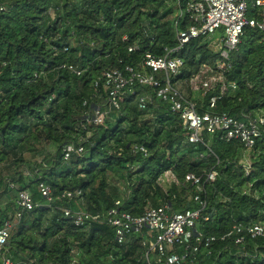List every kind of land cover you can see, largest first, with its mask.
<instances>
[{
	"label": "trees",
	"instance_id": "obj_1",
	"mask_svg": "<svg viewBox=\"0 0 264 264\" xmlns=\"http://www.w3.org/2000/svg\"><path fill=\"white\" fill-rule=\"evenodd\" d=\"M186 1L0 0V224L15 219L20 191L28 190L38 204L14 225L1 258L13 264H155L153 233L133 231L118 243L108 211L120 201L118 208L136 217L163 205L183 212L199 208V195L206 206L196 229L218 238L184 264H264V236H247L243 244L234 236L222 239L235 225L264 224V126L253 148L222 132H205L202 142L191 143L180 116L156 89L139 85L135 93L126 91L104 124L88 122L96 106L108 108L99 79L104 71L140 69L147 52L160 57L179 45L177 21L180 29L195 24L180 17ZM256 14L252 8L248 16ZM208 43L192 39L178 52L185 66L175 80L187 84L203 64L218 68L225 58ZM129 44L139 49L131 52ZM226 62V82L237 88L215 109L209 101L220 84L205 96H186L199 112L264 115V31L247 26ZM142 96L151 97L145 109ZM68 144L84 151L66 161ZM169 171L176 181L164 188L160 180ZM189 173L202 178L201 189L185 181ZM42 182L52 190L50 205ZM76 190L81 197L63 196ZM65 207L98 219L77 227Z\"/></svg>",
	"mask_w": 264,
	"mask_h": 264
},
{
	"label": "built area",
	"instance_id": "obj_2",
	"mask_svg": "<svg viewBox=\"0 0 264 264\" xmlns=\"http://www.w3.org/2000/svg\"><path fill=\"white\" fill-rule=\"evenodd\" d=\"M185 6L180 17L186 15L195 24L180 29V23L177 21L178 46L165 48L166 54L160 57L147 52L140 69L127 65L123 70L112 68L102 73L99 79L107 92L108 108L101 105L96 106L88 117V122L90 125L104 124L111 109H120L128 89L135 93L134 89L138 85L148 86L156 89L158 97L167 102L171 110L180 116L184 127L188 130L189 142H202L205 132L212 135L222 132L224 139L237 140L243 143L246 148H253L263 133L264 115L246 113L242 114V117H238L227 112L211 110L199 112L197 102L186 96L182 90L181 82L175 79L185 66L184 58L178 52L192 39L203 38L208 41L210 47L225 59L219 62L217 69L211 65L203 64L200 70L189 79L187 85L191 92L201 93L205 96L220 84L219 95L213 96L209 101V108L215 109L217 101L229 89L237 88L235 82L228 84L223 74V71L230 66L226 62L229 52L240 44L247 26L264 31V0H253L252 8L257 10L254 17L248 16L249 0H187ZM219 31L223 32V36L221 44H216L214 35ZM123 40L128 42L127 35L123 37ZM128 49L133 52L139 47L136 44H129ZM68 68L70 71L81 73L72 65ZM96 85H98V81ZM150 98L148 96L140 97L139 105L142 109L147 107V101ZM83 151V146L75 147L73 144H68L64 148V159L69 161L73 153ZM246 167L249 173L250 164L248 163ZM215 177V172L208 174V180L213 181ZM185 181L191 182L199 189L202 188V178L193 173L187 174ZM11 187L16 186L12 183ZM39 189L45 203L50 205L53 201L50 186L42 182L39 184ZM81 195V190L66 191L63 194L69 199L81 197ZM195 199L200 206L194 210L170 213L168 206L163 205L152 207L145 214L137 217L122 212L118 208L120 201H117L116 206L108 211L106 220L115 228L118 243H123L133 231L148 228L154 238L150 250L158 252L155 264H184L190 255L199 252L202 246L209 247L218 238L214 235L205 236L198 233L196 226L203 217L206 202L199 195ZM17 203L19 210L15 219H7L0 224V255L10 239L14 225L20 221L24 212L38 205L28 190L19 192ZM63 211L67 217L73 219L77 227H83L90 220L98 219V216L85 210L73 211L71 208L65 207ZM231 236H234L236 244H243L247 236L251 238L264 236V224L235 225L233 230L224 235L222 239ZM178 247H184V251L178 252L176 250ZM0 264H13V262L10 259H2Z\"/></svg>",
	"mask_w": 264,
	"mask_h": 264
},
{
	"label": "rangeland",
	"instance_id": "obj_3",
	"mask_svg": "<svg viewBox=\"0 0 264 264\" xmlns=\"http://www.w3.org/2000/svg\"><path fill=\"white\" fill-rule=\"evenodd\" d=\"M252 3H253V0H249V12L248 14L250 13V10L252 9ZM215 36V42L216 44H221V39H222V36H223V32L222 31H219L217 34L214 35ZM210 39V38H209ZM182 84V89L184 90V92L189 96V94L191 93V90L189 88V85L185 84V83H181ZM176 181V177L169 171L167 173H165L162 177H161V184L164 188H168V186L170 185V183ZM152 233V232H151ZM153 242V240L151 241ZM3 258L0 257V261L2 260Z\"/></svg>",
	"mask_w": 264,
	"mask_h": 264
}]
</instances>
